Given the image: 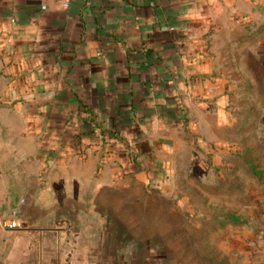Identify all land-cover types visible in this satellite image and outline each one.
Returning <instances> with one entry per match:
<instances>
[{"label":"crops","instance_id":"obj_1","mask_svg":"<svg viewBox=\"0 0 264 264\" xmlns=\"http://www.w3.org/2000/svg\"><path fill=\"white\" fill-rule=\"evenodd\" d=\"M261 27L264 0H0L6 129L25 165L45 167L34 179L66 197L74 166H157L217 86L220 36L233 51ZM22 230L0 224V264Z\"/></svg>","mask_w":264,"mask_h":264},{"label":"rangeland","instance_id":"obj_2","mask_svg":"<svg viewBox=\"0 0 264 264\" xmlns=\"http://www.w3.org/2000/svg\"><path fill=\"white\" fill-rule=\"evenodd\" d=\"M253 33L233 51L220 36L217 86L159 165L74 166L68 197L34 179L45 167L24 164L1 99L0 224L23 229L6 236L18 243L6 264H264V30Z\"/></svg>","mask_w":264,"mask_h":264},{"label":"built area","instance_id":"obj_3","mask_svg":"<svg viewBox=\"0 0 264 264\" xmlns=\"http://www.w3.org/2000/svg\"><path fill=\"white\" fill-rule=\"evenodd\" d=\"M71 1L72 0H63L64 7L68 8ZM3 225L8 230H16L21 228V224L16 220H5Z\"/></svg>","mask_w":264,"mask_h":264},{"label":"trees","instance_id":"obj_4","mask_svg":"<svg viewBox=\"0 0 264 264\" xmlns=\"http://www.w3.org/2000/svg\"><path fill=\"white\" fill-rule=\"evenodd\" d=\"M231 219L233 223H238L240 221V218L236 217L235 215H232Z\"/></svg>","mask_w":264,"mask_h":264}]
</instances>
